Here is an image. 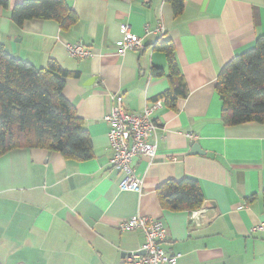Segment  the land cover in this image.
Here are the masks:
<instances>
[{"label": "crops", "instance_id": "0c3cea01", "mask_svg": "<svg viewBox=\"0 0 264 264\" xmlns=\"http://www.w3.org/2000/svg\"><path fill=\"white\" fill-rule=\"evenodd\" d=\"M9 1L0 10V43L37 68L54 60L79 73L63 93L89 132L94 157L76 162L41 148L0 157V264H120L145 243L142 231L119 229L133 216L165 223L160 246L182 254L176 264H264V230L253 231L264 224V125H223L215 88L223 68L264 36V0H184L179 14L170 0H67L78 22L66 29L52 20L19 26L11 10L24 0ZM122 24L144 49L117 55ZM164 41L174 46L188 96L176 111L165 105L155 115L156 157L133 161L142 194L121 191L104 117L113 95L140 112L169 90L166 76L152 75L168 72L158 48ZM79 42L95 56L70 57L66 44ZM193 143L205 153L190 155ZM186 178L199 182L202 208L163 209L159 186Z\"/></svg>", "mask_w": 264, "mask_h": 264}, {"label": "trees", "instance_id": "16d2710c", "mask_svg": "<svg viewBox=\"0 0 264 264\" xmlns=\"http://www.w3.org/2000/svg\"><path fill=\"white\" fill-rule=\"evenodd\" d=\"M170 1L176 14L183 11L184 0ZM9 7V0H0V10ZM11 19L19 26L30 20H52L62 29L78 22L67 0H24L12 8ZM158 48L166 56L168 72L156 68L152 75L167 77L170 88L159 98L164 97L165 105L176 111L179 99L188 96L187 85L173 44L164 41ZM78 75L54 60L46 68H37L14 59L0 43V157L19 148H41L76 162L93 159L89 132L63 93L67 79ZM215 88L223 103V125H264V36L223 68ZM157 196L161 207L170 211H197L204 204L199 182L189 178L163 183Z\"/></svg>", "mask_w": 264, "mask_h": 264}, {"label": "built area", "instance_id": "2783aa9c", "mask_svg": "<svg viewBox=\"0 0 264 264\" xmlns=\"http://www.w3.org/2000/svg\"><path fill=\"white\" fill-rule=\"evenodd\" d=\"M158 31L163 35L164 26ZM122 39L116 42L117 55L122 57L128 51L144 49L143 40L131 31L128 24L120 26ZM150 34V30L146 29ZM68 55L77 60L90 59L94 52L84 43L66 44ZM115 102L104 117L109 126V145L113 151L111 167L113 171L122 175L119 184L121 191L142 194L143 181L137 178L133 161L136 157L152 160L158 151V131L161 128L155 115L165 108L164 97L147 104L140 112L128 111L123 104L122 96H111ZM122 232L140 230L145 236V243L140 250L130 252L123 257L124 264H176L182 254H170L164 251L160 244L167 236L165 223L153 218L133 216L120 224ZM264 224L253 231H263Z\"/></svg>", "mask_w": 264, "mask_h": 264}, {"label": "water", "instance_id": "95a60500", "mask_svg": "<svg viewBox=\"0 0 264 264\" xmlns=\"http://www.w3.org/2000/svg\"><path fill=\"white\" fill-rule=\"evenodd\" d=\"M14 59H19L18 56H13ZM205 152H203L199 146V144L197 143H193L192 144V148H191V152L190 155H200V154H204ZM125 256V255H124ZM120 264H124L123 261Z\"/></svg>", "mask_w": 264, "mask_h": 264}]
</instances>
